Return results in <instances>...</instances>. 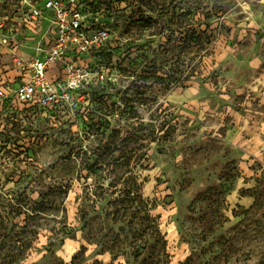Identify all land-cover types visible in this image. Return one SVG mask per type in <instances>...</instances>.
I'll return each mask as SVG.
<instances>
[{"label": "rangeland", "instance_id": "1", "mask_svg": "<svg viewBox=\"0 0 264 264\" xmlns=\"http://www.w3.org/2000/svg\"><path fill=\"white\" fill-rule=\"evenodd\" d=\"M44 1L0 0V264H264V0H82L105 76L40 109Z\"/></svg>", "mask_w": 264, "mask_h": 264}, {"label": "built area", "instance_id": "2", "mask_svg": "<svg viewBox=\"0 0 264 264\" xmlns=\"http://www.w3.org/2000/svg\"><path fill=\"white\" fill-rule=\"evenodd\" d=\"M84 6L82 0L44 1L42 10L51 14L53 40L39 56L15 59L21 77L19 95L30 105L54 108L92 77L104 78L95 70L97 56L108 46L111 33L104 26L90 24ZM3 97L0 91V100Z\"/></svg>", "mask_w": 264, "mask_h": 264}]
</instances>
